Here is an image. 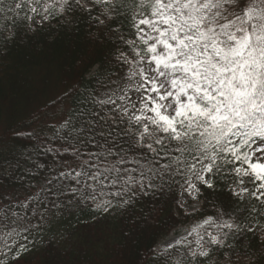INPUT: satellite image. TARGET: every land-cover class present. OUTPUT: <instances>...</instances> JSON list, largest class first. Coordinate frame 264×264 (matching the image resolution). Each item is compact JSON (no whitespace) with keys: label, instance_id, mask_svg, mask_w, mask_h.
<instances>
[{"label":"snow or ice","instance_id":"snow-or-ice-1","mask_svg":"<svg viewBox=\"0 0 264 264\" xmlns=\"http://www.w3.org/2000/svg\"><path fill=\"white\" fill-rule=\"evenodd\" d=\"M120 3L60 0L61 13L100 11L96 23L109 27L118 42L115 59L127 70L116 88L92 98L100 112H80L92 117L85 119L86 127L71 128L83 150L74 144L73 162H64L65 170L46 184L70 179L74 185L60 184L52 194L70 193V200L104 213L132 204L141 194L163 191L165 185L177 186L179 206L192 212L199 210L203 190L215 191L218 183L240 203L245 196L254 198L261 207L245 210L252 217L247 225L221 206L215 217L188 231L187 236L195 234V247L187 236L165 246L167 251L185 243L188 264H198L197 257L206 264L230 237L255 234V217H264V0H139L126 17L133 30L127 36L119 23L111 26L121 15ZM25 6L35 14L24 17L30 28L37 15L42 20L54 15L41 0H0V14L15 23ZM14 36L11 28L0 31V39ZM70 125V119L64 120L57 134ZM126 163L135 167H122ZM110 187L115 190L106 191ZM53 207L61 205L54 201ZM28 251L19 244L11 264H22V253Z\"/></svg>","mask_w":264,"mask_h":264},{"label":"trees","instance_id":"trees-1","mask_svg":"<svg viewBox=\"0 0 264 264\" xmlns=\"http://www.w3.org/2000/svg\"><path fill=\"white\" fill-rule=\"evenodd\" d=\"M41 3L50 5L54 14L43 20L42 26L36 22L39 15L31 28L28 26L24 17L35 15L29 6L19 12L15 23L0 14V31L6 33L11 28L15 32L10 41L0 39V261L11 264L18 245L24 243L29 251L22 253V264H188L191 258L185 243L167 251L155 250L187 218L215 217L222 206L233 213V220L247 225L252 217L245 210L261 205L248 196L243 203L236 201L223 183H218L215 191L204 189L198 212L189 216L180 209V189L175 185L133 197L132 204L114 207L108 213L70 200V193L59 198L52 194L60 184H75L70 179L52 184L46 180L65 170L64 162H73L74 144L83 150L71 128L86 127L85 119L92 117H81L80 112H100L92 98L110 88L126 67L115 59L118 42H113L109 27L96 23L99 10L61 13L60 0ZM137 4L139 0H121V15L111 26L119 23L122 32L130 35L133 30L126 17ZM40 11L43 13L42 7ZM64 101L69 128L57 134L60 125L37 127L48 108ZM45 188L48 190H42ZM54 201L61 207H53ZM255 219L259 221L255 234L242 232L235 239L230 237L228 246L213 250L206 264H264V237L260 235L264 217ZM190 239L193 247L195 237ZM196 260L203 264L204 258Z\"/></svg>","mask_w":264,"mask_h":264},{"label":"rangeland","instance_id":"rangeland-1","mask_svg":"<svg viewBox=\"0 0 264 264\" xmlns=\"http://www.w3.org/2000/svg\"><path fill=\"white\" fill-rule=\"evenodd\" d=\"M36 22H37V25H40V26L45 24V21H43L40 18H37ZM120 77L121 76H119L115 80L114 84L110 88L104 90L100 94L101 98H103L102 97L103 93L110 92L111 89L116 88V85L118 83H121ZM130 95H133V94L130 93ZM134 98H135V96H134ZM118 103H119V101H118ZM67 110H68L67 101L66 102L64 101L63 103H61L59 105H56V106H54L52 108H48L47 111L45 112V114H43V116L41 118V121L39 122L40 124L37 127L43 126L42 127V129H43L44 126H46V125H53V126L61 125V123L66 119ZM1 126L2 125H0V127ZM36 128H34L32 130L34 131ZM179 199H180V196H179ZM200 205H201V202H199L198 209L200 208ZM180 209L184 212V214H186L188 216L198 212V211L192 212L190 209H185V208H182V207H180ZM202 221L203 220H200L198 218L197 219L196 218H190V219L187 218L186 222H184V223L180 224L178 227L174 228L169 233V235L167 237H165L162 241H160L158 243V245L155 248L156 251H163L165 249L166 244L169 241H173L174 238L175 239H180V237H182V236H187L188 231H190L191 228L195 227L198 223H201ZM193 237H195V234H193L192 236H187V240L191 241L190 238H193ZM193 247H195V240H194V246Z\"/></svg>","mask_w":264,"mask_h":264}]
</instances>
